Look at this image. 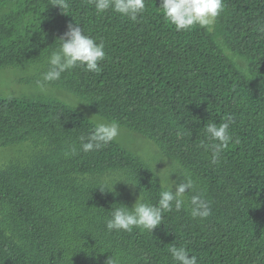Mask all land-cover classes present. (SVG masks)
<instances>
[{"label": "trees", "instance_id": "1", "mask_svg": "<svg viewBox=\"0 0 264 264\" xmlns=\"http://www.w3.org/2000/svg\"><path fill=\"white\" fill-rule=\"evenodd\" d=\"M51 3L0 0V69L33 66L20 80L41 86L56 39L78 24L104 43L101 70L78 66L43 85L153 142L195 178L212 214L193 218L189 191L152 233L108 231L118 204L157 203L163 182L152 163L116 139L83 152L94 121L53 95L0 94V147H24L0 163V264H175L172 245L197 264H264V0H224L212 32L176 31L160 0H145L136 21L98 14L90 0H68L63 13ZM229 115L233 142L213 164L205 129ZM106 178L109 190L124 182L101 191Z\"/></svg>", "mask_w": 264, "mask_h": 264}, {"label": "clouds", "instance_id": "2", "mask_svg": "<svg viewBox=\"0 0 264 264\" xmlns=\"http://www.w3.org/2000/svg\"><path fill=\"white\" fill-rule=\"evenodd\" d=\"M90 3L93 4L98 14L112 10L132 21H136L146 9L145 0H90ZM51 5L58 6L61 12L62 9L69 7L68 0H52ZM159 8L176 31H188L199 26L212 32L217 18L224 11L225 3L224 0H160ZM258 31L264 32V26ZM56 40L59 41V47L51 50L47 57L49 67L43 73L42 82H38L41 87H43V82L57 81L61 78L62 73L78 66H83L86 71L93 73H98L101 70L100 61L105 58L104 43L97 42L92 36L85 34L83 28L78 24L74 26L69 23L65 33ZM229 55L233 63L238 62L237 67L246 73L247 68L243 59L231 53ZM233 122L234 117L229 115L222 123H209L206 126L205 131L208 138L214 141L210 146L213 164L219 161L223 150L229 146L230 142H233L229 131ZM119 135L120 125L118 122L97 119L93 123L92 131L86 137L79 138L80 149L85 153L99 151L117 139ZM178 135H182V133H178ZM71 153H76L75 147L71 149ZM170 173H177V171ZM169 174L156 204L148 202L140 195L130 208L118 204L119 206L112 209L110 218L106 220V229L108 231L131 232L133 228H141L152 233L162 223L164 212L172 211L173 207L175 210H180L185 205V196L189 191L195 193L188 201L190 215L200 219L209 217L212 214L211 203L202 192L197 190L195 178L187 171H179L177 180H170ZM109 180L110 178H106L99 185L101 191H112L116 182L123 181L117 179L109 190L107 187ZM127 184L136 185L137 182H127ZM168 251L175 264H197L196 256L190 255L185 246L172 245ZM106 264H115V261L109 257Z\"/></svg>", "mask_w": 264, "mask_h": 264}, {"label": "rangeland", "instance_id": "3", "mask_svg": "<svg viewBox=\"0 0 264 264\" xmlns=\"http://www.w3.org/2000/svg\"><path fill=\"white\" fill-rule=\"evenodd\" d=\"M33 72V66L25 68L16 67L0 69V94H20L30 92L49 94L74 106L79 111L84 113L87 117H89L92 121L103 119L92 114L86 103L72 93L50 86L43 85V87H36L33 85H28L25 82H21L20 79L31 76ZM103 120L107 121L106 119ZM116 140L127 148L141 155L146 160L150 161L154 166L155 171L157 173L159 172L158 175L162 179L163 184L166 182V177L170 172L177 171V173L179 174V171H183L177 164L164 157L153 142L137 132L120 126V135ZM23 150L24 147H22L21 145L8 148L0 147V163L10 157H13L14 155H20L24 152ZM177 173H170L169 179L177 180Z\"/></svg>", "mask_w": 264, "mask_h": 264}]
</instances>
